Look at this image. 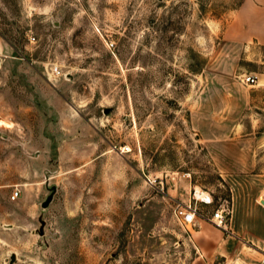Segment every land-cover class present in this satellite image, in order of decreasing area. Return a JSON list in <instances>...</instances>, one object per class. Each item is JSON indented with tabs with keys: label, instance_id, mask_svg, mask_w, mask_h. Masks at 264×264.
<instances>
[{
	"label": "rangeland",
	"instance_id": "374dc122",
	"mask_svg": "<svg viewBox=\"0 0 264 264\" xmlns=\"http://www.w3.org/2000/svg\"><path fill=\"white\" fill-rule=\"evenodd\" d=\"M245 1L0 0V264H260L200 255L172 213L201 189L264 240V46L226 39Z\"/></svg>",
	"mask_w": 264,
	"mask_h": 264
},
{
	"label": "crops",
	"instance_id": "0c3cea01",
	"mask_svg": "<svg viewBox=\"0 0 264 264\" xmlns=\"http://www.w3.org/2000/svg\"><path fill=\"white\" fill-rule=\"evenodd\" d=\"M226 39L231 42L237 43H252L255 42L261 46H264V0H246L240 10L231 19L229 27L226 31ZM203 99V95L201 97ZM264 191V188H263ZM261 196H257L254 203L260 207L264 213V208L258 203ZM236 209V213L240 214L241 217L245 211H250L251 206H247L245 210V205L235 204L232 205V212ZM208 223L199 221L197 226L192 231L196 236L197 244L203 254V246L207 244L215 245V253L220 256H227L230 254L229 250L233 249L240 242L250 244L257 248L258 250L264 249V240L247 238L244 233H240L235 226L230 223L231 235L225 236L221 231L214 229V231L209 232L207 226ZM207 234L212 236V240H208ZM193 237V234H192Z\"/></svg>",
	"mask_w": 264,
	"mask_h": 264
},
{
	"label": "built area",
	"instance_id": "2783aa9c",
	"mask_svg": "<svg viewBox=\"0 0 264 264\" xmlns=\"http://www.w3.org/2000/svg\"><path fill=\"white\" fill-rule=\"evenodd\" d=\"M34 41L32 38L31 42ZM53 73L58 72V68L52 69ZM245 82L253 83L254 79L250 76L245 78ZM19 196L16 190L11 194V200H15ZM258 203L264 208V195ZM172 213L178 224L185 232H190L197 226L199 221L206 222L221 231L227 236H230V219L231 209L229 206L219 204L214 206V200L211 194L201 189H194L185 201H176ZM261 256L260 264H264V249L259 250Z\"/></svg>",
	"mask_w": 264,
	"mask_h": 264
},
{
	"label": "water",
	"instance_id": "95a60500",
	"mask_svg": "<svg viewBox=\"0 0 264 264\" xmlns=\"http://www.w3.org/2000/svg\"><path fill=\"white\" fill-rule=\"evenodd\" d=\"M108 112V110H105V113H107ZM48 201H49V199H48ZM48 201L47 202H45V203H43V207H46L47 206V204H48Z\"/></svg>",
	"mask_w": 264,
	"mask_h": 264
},
{
	"label": "bare ground",
	"instance_id": "6f19581e",
	"mask_svg": "<svg viewBox=\"0 0 264 264\" xmlns=\"http://www.w3.org/2000/svg\"><path fill=\"white\" fill-rule=\"evenodd\" d=\"M11 126H12V124H11ZM9 128H10V126H9Z\"/></svg>",
	"mask_w": 264,
	"mask_h": 264
}]
</instances>
